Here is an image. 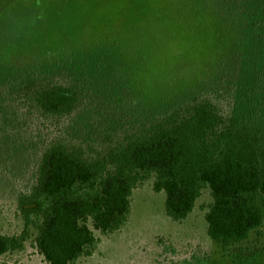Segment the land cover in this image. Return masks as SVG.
I'll use <instances>...</instances> for the list:
<instances>
[{"label":"trees","instance_id":"1","mask_svg":"<svg viewBox=\"0 0 264 264\" xmlns=\"http://www.w3.org/2000/svg\"><path fill=\"white\" fill-rule=\"evenodd\" d=\"M158 2L157 17L127 19L123 34L82 12L62 34L0 32V157L9 143L21 152L30 120L34 161L17 198L22 229L0 233V257L32 230L47 264L92 256L95 231L120 230L133 190L151 179L177 223L208 190V237L252 264L238 245L264 221V0ZM120 8L114 20L125 21Z\"/></svg>","mask_w":264,"mask_h":264},{"label":"rangeland","instance_id":"2","mask_svg":"<svg viewBox=\"0 0 264 264\" xmlns=\"http://www.w3.org/2000/svg\"><path fill=\"white\" fill-rule=\"evenodd\" d=\"M32 1L0 0L1 34L8 38L32 33L46 36L52 31L62 34L66 31L69 20L80 17V12L94 20L101 31L123 34L127 29V19L157 17L161 6L158 0H81L87 4L79 0ZM116 5L122 7L120 9L123 16L126 14L125 21L114 20L118 15V9H114ZM34 10H37L35 16ZM160 71L161 68L158 67V72ZM198 81L197 76L157 91L158 93L155 89L151 91L168 97L185 88L186 83L193 85ZM220 101L222 105L225 104L223 99ZM21 125L22 129L29 130L32 121L25 120ZM22 129L20 137L23 139L16 140L15 143L21 151L19 154L14 152L11 143L7 145L11 149H6L1 143L11 154L0 157V233L6 235L18 234L22 229L17 198L30 188L33 180L34 161L28 153V131ZM20 144L24 148H18ZM164 197L163 192L153 191L151 179L138 185L132 192L126 224L106 236L95 231L99 239L96 251L90 257L80 258L76 264H239L232 250L223 251L207 235L204 213L211 200L208 190L203 191L192 213L181 223L174 222L165 215ZM34 234L32 230L31 238L21 250L1 256L0 264H47L33 245ZM238 247L244 254L254 253L249 259L252 264H264V221ZM246 257L247 255L243 256L242 260L247 259Z\"/></svg>","mask_w":264,"mask_h":264}]
</instances>
